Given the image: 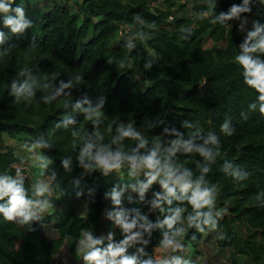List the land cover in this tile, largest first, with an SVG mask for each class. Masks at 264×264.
I'll return each mask as SVG.
<instances>
[{
	"label": "trees",
	"instance_id": "obj_1",
	"mask_svg": "<svg viewBox=\"0 0 264 264\" xmlns=\"http://www.w3.org/2000/svg\"><path fill=\"white\" fill-rule=\"evenodd\" d=\"M179 1L151 8L146 0H43L44 6L33 9L25 0V17L33 23L22 33L12 32L0 18L5 34L0 41V136L36 148L52 169L65 174L45 193L52 207L31 229L0 214V264H95L85 253L99 249L113 259L109 245L125 248L114 257L117 262L124 255L135 257L134 264L149 256L158 259V249L181 264H210L202 246L211 224L209 193L231 210L221 220L218 245L264 264V242L257 240H264V113L258 103L249 107L258 93L244 82L235 60L246 32L239 20L220 25L203 16L239 0H191L195 19L178 15L188 2ZM9 13L16 15L13 9ZM137 15L157 27L141 25ZM243 15L264 22V4ZM120 23L130 24L132 33L143 29L152 35L134 37L136 47L128 50ZM150 53L158 58L145 68ZM121 59L131 66H121ZM134 70L142 72L140 80L129 76ZM61 80L72 85L44 101L41 97L55 92ZM206 80L210 89L202 88ZM13 81L16 88L25 85L19 95ZM41 138L49 141L47 147L34 143ZM153 149L161 169L155 179L150 174L156 168L139 162ZM97 154H110V162L118 163L105 168ZM65 156L71 157L68 167L62 164ZM140 166L141 183L135 175ZM18 168L31 195L39 164L0 146V172L16 175ZM169 170L184 179H170ZM235 170L242 176L233 175ZM204 189L209 191L199 196ZM141 192L160 193L161 207L149 212L140 202ZM118 213L135 219V225L126 231ZM237 220L251 231L235 228ZM132 233L139 235L124 239ZM86 234L96 243L85 242Z\"/></svg>",
	"mask_w": 264,
	"mask_h": 264
},
{
	"label": "clouds",
	"instance_id": "obj_2",
	"mask_svg": "<svg viewBox=\"0 0 264 264\" xmlns=\"http://www.w3.org/2000/svg\"><path fill=\"white\" fill-rule=\"evenodd\" d=\"M255 3L264 4V0H239V2H232L226 10L222 9L218 12H215V10L213 9L215 14L204 11L203 16L209 17L211 23H218L220 25H228L233 19L240 21L238 27L241 31H246V35L238 45L239 51L235 56V60L241 66L244 82L257 90L258 93L256 99L249 103V107L255 109L258 103L260 112L264 113V56L257 54L264 53V22L260 21L259 19H255L252 21V27L248 29L246 28V24L249 17L247 15H243L244 13L251 12L253 10L252 6ZM24 4L25 0H21L20 5H14L13 0H0V11H4L6 13L4 17V23L10 26L12 32L22 33L33 23L31 19L25 17ZM9 9H13L16 15L10 14ZM135 19L138 20L141 25H145L147 28L155 29L157 27L155 21H146L139 15H137ZM185 31L190 32L191 29H185ZM4 35L5 34L3 29H0V41H3ZM151 35L152 33L143 29L133 32L131 33V35L125 37L124 47H126L128 50H131L136 47V40L134 39V37H139V39L141 40H147ZM157 58L158 56L155 53H150L148 58L145 60L144 67L150 68ZM119 63L121 66H131L130 62H127L124 59H121ZM24 71L25 69H22L21 73H23ZM52 75L56 76L57 74L52 73ZM82 79V74H78L76 76L77 81H80ZM26 83L27 82H25V84ZM70 85H72V80H61L60 87L56 88L55 92H51L49 95H44L41 98L46 102H50L52 99H55L59 95V93L64 90V88H67ZM24 87L25 85H21L19 88H16V81H13V89H15L18 95L23 92ZM44 87H48V84L46 83ZM31 94L32 93H29V95ZM101 102L103 103V101ZM68 119L70 120L71 117H69ZM221 127L222 129L227 128V122H225ZM129 131H131L130 128L125 131V134H128ZM133 134L138 135V133ZM211 138L215 139V134H213ZM34 143L42 147H47L49 145V141L43 138L35 141ZM141 143L143 144L144 141L142 140ZM174 143H179V141H174ZM90 147L91 145H89V148ZM188 147L191 148V145L189 144ZM200 150L202 152H205L206 154L205 149L201 148ZM40 159L44 161V163L40 166L41 168H43L46 166L48 159L43 156H41ZM70 159L71 157H63L62 164L65 167H68L70 164ZM80 159L83 160V156H81ZM96 159L105 168L114 167L118 163V160L110 162V160H114V158L111 157L110 154H97ZM132 159H134V157H132ZM143 159L150 167L156 168V172L150 174L151 178L155 179L157 172L161 170L159 167H157L160 161L157 158L156 149H153L150 154L145 156ZM86 166L90 167V165ZM206 170L207 169L205 168V171ZM233 175H235L236 177H241L242 173L240 170H235L233 172ZM167 176L170 179H175L177 181L184 179L183 174L174 176L172 170H169L167 172ZM163 184L167 187L168 180H164ZM168 190L172 191L173 189L169 188ZM208 191L209 189H204L203 192L199 193V196H204ZM50 192L51 188L49 183L45 182L43 179L38 178L33 183L32 192L31 195H29V189L25 187L24 177L21 174V170L19 168L17 169L16 175L9 174L8 172H0V214H2L3 218L7 220L15 221L21 225H28L31 229L33 227V221L39 220L42 217V214L47 209L52 207V201H50L45 195V193ZM204 202L207 203V200H205ZM224 211H227V209H225ZM218 214L223 215V212ZM197 215H199V213H197ZM117 219L119 223L123 224L126 231L128 229H131L136 223L135 219L127 221L123 217H120L119 213L117 214ZM211 222L213 227H215L216 221L214 219H211ZM138 235V233H132L131 236H126L124 239L128 240ZM88 241L90 243H96V241L92 239L90 234L88 235ZM168 243H172V241L169 240ZM175 246L181 247L182 245L177 244ZM109 251H111L113 259H109L107 255L102 254L99 249H92L90 251H87L84 255V258L89 261L95 260V264H134L135 257L130 258L127 255H124L121 257L119 262L114 259L117 253H123L125 251L124 247L118 245L117 247L112 248L111 245H109ZM142 264H181V262L178 257H173L171 259H153L151 256H149L147 259L142 261ZM185 264H187V262H185Z\"/></svg>",
	"mask_w": 264,
	"mask_h": 264
},
{
	"label": "rangeland",
	"instance_id": "obj_3",
	"mask_svg": "<svg viewBox=\"0 0 264 264\" xmlns=\"http://www.w3.org/2000/svg\"><path fill=\"white\" fill-rule=\"evenodd\" d=\"M29 1L33 9H39L42 6H44L43 0H29ZM182 2L184 1H179L178 4ZM257 5L258 3H255L252 6L253 9L252 14L256 12ZM174 8L175 7H173V9ZM5 15L6 13L4 11H0V18L5 17ZM178 15L192 19H195L197 17L189 2H186V5L178 12ZM251 27H252V18L249 17L248 22L246 24V28L250 29ZM135 40L136 42L138 41V39L136 38ZM172 41H174V43L178 47L181 44L179 37H174ZM0 146L1 147L8 146L12 148L18 156L28 157L30 162L34 164L38 163L39 170L35 174L36 180L38 178L43 179L45 182L49 183L51 188H57L58 182H62L64 180L63 178L65 177L64 172L56 171L52 169L49 165V161L47 162L45 167L43 168L40 167L44 163V161L40 159L42 155L39 153V151L36 148L21 145L14 139L10 138L7 134H2L0 136ZM139 162L145 163L146 161L142 158ZM46 170H50L49 173H47V176L39 177V173H42ZM142 170L144 169L142 168V166H140L138 173L135 174L136 177H139L138 178L139 183L142 182V176L144 175L142 173ZM160 196H161L160 193H156V195L153 196L152 194H149L147 192H141V194L139 195V199L143 207H145L149 212L154 213L157 211L159 207H161V202L159 200ZM208 196L211 199V208H210L211 219H214L216 221V226L213 227L211 222L210 226L208 227L207 231L204 234L202 240V246H203V250H205L206 254L209 257L210 264H234L235 261L238 264H255L248 256L242 254H236L231 248L220 247L218 245V241L222 239V230L220 227L221 220L225 217L229 218L231 216L230 214L231 210L227 206L220 204L219 197L216 194L209 193ZM50 209L51 208L47 209V211H49ZM225 209H227V211H224ZM221 212H223V215L218 214ZM233 225L243 234H246L248 231H251L248 225L241 220H237V223H234ZM88 235L89 234H86L85 236L84 239L85 242L88 241ZM257 240L264 242V240H262L260 237H257ZM80 244H82V242H80ZM156 254L158 258H167V254L161 252L158 249ZM202 260L204 259L202 258Z\"/></svg>",
	"mask_w": 264,
	"mask_h": 264
},
{
	"label": "built area",
	"instance_id": "obj_4",
	"mask_svg": "<svg viewBox=\"0 0 264 264\" xmlns=\"http://www.w3.org/2000/svg\"><path fill=\"white\" fill-rule=\"evenodd\" d=\"M151 8H162L164 6V0H146ZM185 1V0H182ZM172 15L169 16V19H172ZM129 36L132 33V28L130 24L120 23L119 24V35ZM129 76L135 80H140L142 77V72L140 70H134L129 74Z\"/></svg>",
	"mask_w": 264,
	"mask_h": 264
},
{
	"label": "water",
	"instance_id": "obj_5",
	"mask_svg": "<svg viewBox=\"0 0 264 264\" xmlns=\"http://www.w3.org/2000/svg\"><path fill=\"white\" fill-rule=\"evenodd\" d=\"M202 88L204 89H210L209 81L206 80L205 83L202 85Z\"/></svg>",
	"mask_w": 264,
	"mask_h": 264
},
{
	"label": "crops",
	"instance_id": "obj_6",
	"mask_svg": "<svg viewBox=\"0 0 264 264\" xmlns=\"http://www.w3.org/2000/svg\"><path fill=\"white\" fill-rule=\"evenodd\" d=\"M190 4H191V0H187ZM248 232H250V231H248Z\"/></svg>",
	"mask_w": 264,
	"mask_h": 264
}]
</instances>
